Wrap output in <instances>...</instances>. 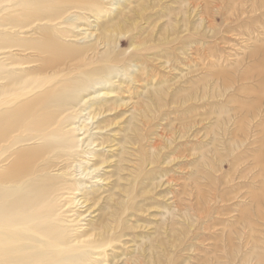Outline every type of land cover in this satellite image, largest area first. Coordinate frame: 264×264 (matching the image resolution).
<instances>
[{
    "label": "rangeland",
    "instance_id": "374dc122",
    "mask_svg": "<svg viewBox=\"0 0 264 264\" xmlns=\"http://www.w3.org/2000/svg\"><path fill=\"white\" fill-rule=\"evenodd\" d=\"M262 86L264 0H0V257L264 264Z\"/></svg>",
    "mask_w": 264,
    "mask_h": 264
},
{
    "label": "bare ground",
    "instance_id": "6f19581e",
    "mask_svg": "<svg viewBox=\"0 0 264 264\" xmlns=\"http://www.w3.org/2000/svg\"><path fill=\"white\" fill-rule=\"evenodd\" d=\"M262 87L264 88V86H262ZM0 139H2V138H0ZM15 143H17L16 140L10 146H13ZM9 147L6 148V146H4L0 149V163L5 162L7 160V157L5 156V154H6V151ZM15 154L17 155V158L11 164V165L15 164V165H13L14 169L8 173H5V174H4V172L3 173L0 172V190H1L2 186L4 184H6V182H9L10 180H16V182L18 183L21 180V178H26L27 176L28 177L30 176V172L29 173H27V171L25 172V170L21 166V164H22L21 162L23 161L22 159L24 158V155H22V153L19 151H17L16 153L14 152V156H15ZM18 175H20V176H18ZM27 181H29V182H27ZM30 182H31V180L26 179L24 183H30ZM1 196L2 195H0V223L3 222V225H0V226L2 227V230L8 229V228H13L15 225H17V226L23 225V229L28 230V231L38 230V228H37L38 226H36V224H37V222H39L43 218H42V216L38 217V215L36 216L34 214V213H36L35 209L33 208L35 202L32 203V199L34 197H32V196H30V197L20 196V197H18L19 199H17L16 201H14L8 205H5L1 201L3 199ZM22 197H25V198H23V200H22ZM19 202H21V203L19 204L18 208H21V210H22L21 212H18L17 209L15 210L12 207V204L14 205V204L19 203ZM6 207L8 208L9 211L17 212L19 214V216L15 219L17 221L16 223L11 222L9 220V218L6 216V214H5ZM29 209H30V211H34V212H32V214H27V210L29 211ZM12 210H14V211H12ZM31 220H32V222H30ZM26 223H33V224L27 225ZM8 231H10V233L14 232L15 234H18V236H19V234L20 235L22 234L20 231H17V230L12 231L9 229ZM3 235L6 236L7 238H12L10 234L9 235L3 234ZM8 252L9 251L4 250L2 257H0V264H14V263L16 264V262H17V264H21L20 263L21 261H34V262L37 261L36 259H34L35 256H32L31 254L19 255V256L15 255L13 257L12 255H8ZM13 260H16V262H14ZM24 264H27V263H24Z\"/></svg>",
    "mask_w": 264,
    "mask_h": 264
}]
</instances>
